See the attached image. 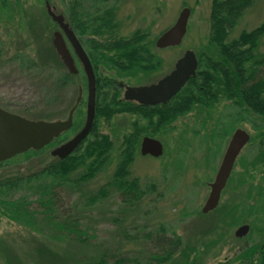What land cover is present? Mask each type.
<instances>
[{"label": "rangeland", "instance_id": "1", "mask_svg": "<svg viewBox=\"0 0 264 264\" xmlns=\"http://www.w3.org/2000/svg\"><path fill=\"white\" fill-rule=\"evenodd\" d=\"M21 2L23 11H26L24 22L27 23L23 30L15 20L17 16L14 22L11 20L14 24L9 27L11 31H7V23L0 19V36L5 31L9 33V38L4 37L6 45L10 46L8 56H12L14 51H26L34 62H45L50 69L46 74L37 75H25L16 66L0 70V107L37 122L66 120L82 87L84 96L79 115L83 117L84 126L87 119V77L70 44L79 75H75L61 99L55 92L56 100L48 88L67 71L55 50L53 40L59 28L47 12V3L58 13L69 17L74 0ZM211 3L212 0H113L110 4L116 8L120 23L118 37L131 38L142 30L150 43L156 42L164 31L172 28L185 8L191 10L182 45L163 51L156 49L155 45L150 48L159 62L158 71L135 72L131 78H116L117 83L131 87L152 85L173 72L175 64L187 51H193L198 57L208 50L216 52L208 45ZM246 13L231 34L232 39L263 24L264 0H256ZM79 38L85 46L84 37ZM257 54L264 56V38ZM213 56L216 60L219 58L216 53ZM97 73L117 77L115 71H107L104 67ZM121 93L124 97V90ZM136 120L131 115L119 116L111 123L100 120L99 131L115 140L113 167L107 168L90 183L73 186L71 182L56 188L62 208L57 209V213H77L81 217L82 231L91 238L89 243L84 245L68 237L60 238L61 233L52 234L44 228L32 231L0 215V264H88L96 263L113 252L128 259L130 263L126 264H156L150 260L152 243L143 237L155 236L161 228L167 230L170 237L182 240L183 245V253L174 256L168 264H246L237 257L264 240V116L246 108L240 109L232 102L221 101L211 112L198 110L178 117L164 132H147L142 141L146 137L158 139L164 145L163 156H143L140 144L131 176L138 179L143 187L154 185L156 192L147 194L134 207L124 206L118 193L89 206V199L114 174L123 139L132 132ZM242 129L252 136V142L243 150L221 207L208 215L202 214L210 197V184L218 175L231 137L236 130ZM75 135L71 134L69 140ZM65 142L61 140L29 158L23 154L1 165L0 180L41 173L55 161L53 149ZM79 173L81 171L73 174L71 179L76 180ZM16 197H27L31 202L37 195L22 190ZM33 208H39V204L33 203ZM246 225L251 226L250 232L244 238L236 237V231Z\"/></svg>", "mask_w": 264, "mask_h": 264}, {"label": "trees", "instance_id": "2", "mask_svg": "<svg viewBox=\"0 0 264 264\" xmlns=\"http://www.w3.org/2000/svg\"><path fill=\"white\" fill-rule=\"evenodd\" d=\"M112 1L74 0L69 9L75 32L84 37V47L93 63L95 73L98 74L100 68L104 67L107 71H115L117 76L97 75V118L91 134L72 155L62 160L53 158L55 161L43 168L41 173L0 180V215L32 231L44 228L52 234L61 233L60 238L68 237L84 245H87L91 238L88 237V233L82 231L81 217L77 213H57V209L60 210L61 207L55 191L57 187L66 186V183L72 182L73 186L90 183L105 173L107 168L113 167L112 153L115 149V140L99 131L100 120L111 123L113 119L124 115L137 118L133 124L134 129L123 139L114 174L100 191L89 199L88 205H96V202L118 193L124 206L134 207L142 202L147 194L157 190L152 184L143 187L138 179L131 176L132 166L144 134L154 130L164 132L178 117L198 110L211 112L221 101L232 102L240 109L246 108L261 117L264 116V56L257 54L260 42L264 38V21L256 29L243 31L234 39L231 37L246 12L256 4V0H212L208 45L216 49L214 53L219 58L216 60L214 53L209 50L200 57L197 55L199 58L197 77L190 79L169 103L155 107H144L124 100L120 84L116 81V78H131L135 72L154 73L158 71L159 62L155 55L151 56V52H140L156 46V42H148L144 31L136 32L131 38L118 37L120 23L116 8L110 4ZM0 5V19L7 23V31H11L9 27L14 25L12 23L16 16L15 20L23 30L27 23L24 22L26 11H23L24 5L21 0H0ZM7 31L0 36V70L16 66L25 75L46 74L49 66L45 62H34L26 51L22 53L14 51L12 56H8L10 46L6 45L4 40V37L9 38ZM66 71L57 82H52L48 87L56 100L58 97L55 92H58L61 99L76 78L67 69ZM76 100L71 105L72 108ZM80 110L79 108L75 113L71 131L62 135L58 142L61 140L65 142L69 140L71 134L81 131L83 117L79 115ZM52 146L53 144L45 149ZM37 153L30 151L24 155L29 158L30 155ZM79 171L81 173L78 178L72 180L73 174ZM22 190L29 191L31 195L37 197L31 202L27 197L17 199L16 195ZM33 203L39 204V208H33ZM143 239L152 243L153 253L149 249L150 260L156 264H168L174 256L183 253L182 240L170 237L164 228L155 236L145 235ZM237 259L246 264H264V240L248 248ZM126 263L130 261L120 253L114 252L100 258L96 263L88 262V264Z\"/></svg>", "mask_w": 264, "mask_h": 264}, {"label": "water", "instance_id": "3", "mask_svg": "<svg viewBox=\"0 0 264 264\" xmlns=\"http://www.w3.org/2000/svg\"><path fill=\"white\" fill-rule=\"evenodd\" d=\"M47 12L53 22L58 23L61 32L57 31L54 35V46L56 53L59 54L67 70L74 75H78L73 54L68 48L65 39L72 44V48L80 63H82L88 84L87 119L84 128L73 139L60 148L55 149L52 155L59 159H64L72 155L74 151L87 139L93 130L96 120V92L97 77L94 73L93 64L85 52L81 42L77 39L69 24L64 21V17L54 13L52 7L47 3ZM191 10L185 8L179 15V19L173 28L165 32L156 43L158 49H167L180 46L188 31V23L191 18ZM198 58L193 51H187L185 55L176 63L174 71L159 82L151 86L129 87L124 91V99L129 102H137L142 106H155L166 104L180 92L182 88L192 78L197 77ZM79 98L74 107L70 110L67 120L57 122L32 121L19 115H14L8 111L0 109V162L9 161L12 158L30 152V150L40 151L49 146L56 138L63 133L69 132L74 123V114L79 108L83 99V88L80 87ZM230 145L222 160V165L218 175L211 184L210 197L203 206V213L208 214L218 208L222 197V192L227 186L231 177L235 161L242 153V149L250 142V135L245 130H237L231 138ZM141 154L150 155L154 158L163 156L164 145L157 139L146 137L141 144ZM250 231V226L241 227L236 236L243 238Z\"/></svg>", "mask_w": 264, "mask_h": 264}, {"label": "flooded vegetation", "instance_id": "4", "mask_svg": "<svg viewBox=\"0 0 264 264\" xmlns=\"http://www.w3.org/2000/svg\"><path fill=\"white\" fill-rule=\"evenodd\" d=\"M53 11H55V10H53ZM56 12V14H58V15H62V14H60V13H58L57 11H55ZM62 16H64V15H62ZM64 21L65 22H67L68 24H69V27L71 28V30L73 31V32H75V30H74V27H73V21L71 20V18H70V16L69 17H67V16H64ZM59 28V27H58ZM75 34H76V36H77V38L79 39V41L81 42V40H80V38H79V36H78V34L75 32ZM66 43L68 44V46H69V44H70V46H72V44L68 41V40H66ZM81 44L83 45V42H81ZM83 47H84V45H83ZM84 49H85V47H84ZM156 49H158L157 47H156ZM158 50H161V49H158ZM163 50H165V49H163ZM162 50V51H163ZM86 51V50H85ZM147 51H149V52H151V49H147V50H142V51H140L141 53L142 52H147ZM154 55V54H153ZM152 55V52H151V56H153ZM144 73H146V72H144ZM170 74V73H169ZM168 74V75H169ZM150 75V74H149ZM167 76V75H166ZM165 78V77H164ZM163 79V78H162ZM161 80V79H160ZM160 80H158V82L160 81ZM157 83V82H156ZM153 85V84H152ZM121 88H122V86H120ZM137 87H143V86H137ZM122 90V89H121ZM147 107V106H146ZM149 107V106H148ZM1 108V107H0ZM2 110H5V111H8V112H10V113H12V114H14L13 112H11L10 110H8V109H3V108H1ZM16 115V114H15ZM23 117V116H22ZM252 140V136L250 135V142H249V144L248 145H250L251 144V141ZM58 143V141L56 140V141H54L52 144L54 145V144H57ZM51 144V145H52ZM63 144V143H62ZM61 144V145H62ZM61 145H59V146H56V148L57 147H60ZM247 145V146H248ZM247 146H245L244 147V149L247 147ZM243 149V150H244ZM242 154H243V151H242V153L240 154V156L237 158V160L235 161V165H234V168H233V171H232V175H231V177L229 178V180H228V182H227V186L225 187V189L223 190V192H222V197H221V200H220V202H219V204H218V208L217 209H219L220 207H221V204H222V202H223V198H224V194L226 193V191H228L229 190V188H230V184H229V182L231 183V180H233V176H234V171H235V168H236V166L238 165V161H239V159H240V157L242 156ZM55 158V157H54ZM7 162H0V167H1V165H4V164H6ZM213 183V182H212ZM210 189H211V184H210ZM210 193H211V191H210ZM216 209V210H217ZM215 211V210H214ZM213 213V212H212ZM244 227V226H243ZM240 229V228H239Z\"/></svg>", "mask_w": 264, "mask_h": 264}]
</instances>
